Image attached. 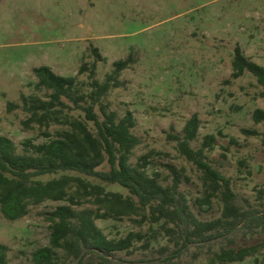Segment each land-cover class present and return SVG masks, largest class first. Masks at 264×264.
Listing matches in <instances>:
<instances>
[{"label": "rangeland", "instance_id": "1", "mask_svg": "<svg viewBox=\"0 0 264 264\" xmlns=\"http://www.w3.org/2000/svg\"><path fill=\"white\" fill-rule=\"evenodd\" d=\"M237 45L264 65V0H0V131L20 149L28 139L48 141L38 129L22 126L27 117L22 107L8 110L10 101L22 105L23 94H45L35 86V67L47 65L63 76L78 75L83 62L93 61L92 49L97 47L106 58L98 65V78L103 80L114 61L133 53L136 62L123 72L124 85L109 96L112 108L121 115L129 108L137 118L134 132L142 143L132 161L151 155L148 170L161 173L163 181L168 164L185 166L190 180L185 179L181 189L192 211L203 220L219 217L223 208L219 200L205 210L197 205L202 190L198 172L170 138L198 114L200 137L192 145L200 146L205 135H216L218 145L210 158L234 179L238 203L264 210V143L261 137L244 133L264 132V123L253 119L257 108L264 109V97L250 72L232 77ZM80 80L87 81L88 75ZM93 180L125 191L117 184ZM65 203L47 201L16 221L6 219L0 208V243L10 247V264H29L32 253L49 244L51 223L46 214ZM97 224L110 237L141 230L130 218L99 219ZM262 239L261 229L236 236L238 244ZM168 244L173 246L160 236L150 249L118 255L152 260L164 257ZM257 259L264 264V250L227 264H256ZM176 260L211 264L208 254L196 247Z\"/></svg>", "mask_w": 264, "mask_h": 264}, {"label": "trees", "instance_id": "2", "mask_svg": "<svg viewBox=\"0 0 264 264\" xmlns=\"http://www.w3.org/2000/svg\"><path fill=\"white\" fill-rule=\"evenodd\" d=\"M92 54L93 61L83 62L74 76L60 75L47 65L35 67V86L45 94H23L21 106L8 102L9 111L22 107L27 113L21 121L26 130L38 129L48 141L28 139L20 149L0 131V208L4 217L16 221L47 201L67 202L47 212L49 244L35 250L29 264H178L176 259L191 247L205 251L211 264L244 261L260 254L264 239L238 244L236 236L240 231H264V210L245 209L238 203L234 179L210 158L218 145L216 135H205L200 146L192 145L200 137L198 114L180 133L170 134L180 155L198 172L202 190L197 205L205 210L216 200L223 203L219 217L203 220L192 211L181 189L184 180H190L185 166L168 164L163 181L161 173L148 170L151 155L132 161L142 143L134 132L137 118L129 108L123 115L112 108L109 96L124 85L122 74L136 62L134 54L114 61L103 80L98 78V65L106 58L97 47ZM232 66L234 78L247 71L253 74L264 97V65L237 45ZM83 74L88 75L87 81L80 80ZM253 119L264 123V109L257 108ZM244 133L261 137L264 143V132L244 129ZM93 179L117 184L125 191L110 190ZM111 218H130L141 230L110 237L97 221ZM160 236L173 245L164 246V257L135 260L118 255L150 249ZM9 252V245L0 243V264H10ZM256 264L263 263L257 259Z\"/></svg>", "mask_w": 264, "mask_h": 264}]
</instances>
